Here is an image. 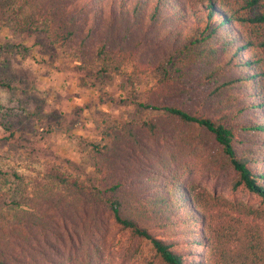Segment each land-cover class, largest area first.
Here are the masks:
<instances>
[{"label": "trees", "instance_id": "trees-1", "mask_svg": "<svg viewBox=\"0 0 264 264\" xmlns=\"http://www.w3.org/2000/svg\"><path fill=\"white\" fill-rule=\"evenodd\" d=\"M37 1L0 0L3 15H16L10 29H38L52 45H69L75 53L91 45L102 74L125 67L132 77L158 74V92L167 97L195 78L206 88L196 107L135 102L140 111L160 115L106 118L99 140L77 143L94 169L87 181L32 153L25 160L40 164V177L29 184L20 172L0 168V241L14 239L35 252L28 227L36 228L35 239L53 244L62 233L46 208L61 205L66 194L108 210L146 241L142 264H264V0H48L29 22L32 15H22ZM34 115L41 117V110ZM164 122L181 130L173 136L175 147L157 150L150 141L159 144ZM126 144L149 161L144 168L136 163L124 178L112 158ZM187 159L227 170L233 191L259 201L185 181ZM97 253L85 245L76 264H105ZM0 264L41 263L36 256L14 263L0 247Z\"/></svg>", "mask_w": 264, "mask_h": 264}, {"label": "rangeland", "instance_id": "rangeland-1", "mask_svg": "<svg viewBox=\"0 0 264 264\" xmlns=\"http://www.w3.org/2000/svg\"><path fill=\"white\" fill-rule=\"evenodd\" d=\"M44 2L48 0H38L22 16L32 15L29 21L32 22ZM3 5L0 2V168L20 172L24 183L40 177V164L25 160L29 153L41 161H54L81 180L95 177L90 160L80 152L77 143L81 139L99 140V126L106 118L127 121L160 115L153 109L140 111L135 102L199 105L206 87L196 78L182 86V93L167 97L158 92V74L132 77L130 67L119 73H99L91 45L75 53L69 45H52L38 29L29 26L24 30L10 29L16 15H3ZM146 36H152L151 31ZM38 109L41 117L34 115ZM162 127L159 144L155 140L150 144L157 150L165 145L175 147L173 136L181 127L171 122H164ZM141 156L126 144L121 145L118 157L112 160L116 171H122L125 178L132 176L130 168H136V163L143 167L149 161L146 158L141 161ZM227 176L225 169H205L197 160L187 159L185 181H196L232 199L259 201L258 196L243 189L233 191ZM86 203L89 204L65 194L61 205L46 208V215L53 217L50 223L62 233L60 238L52 239L53 244H46L42 237L38 241L33 235L36 228L27 227L24 232L37 248L35 252L32 249L27 252L14 239L0 241V247L5 248L14 263L23 258L33 262L36 256L41 264H51V258L76 264V254L88 245L97 248V259L102 263L142 264L148 243L116 223L108 210L95 209Z\"/></svg>", "mask_w": 264, "mask_h": 264}]
</instances>
